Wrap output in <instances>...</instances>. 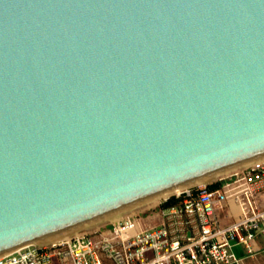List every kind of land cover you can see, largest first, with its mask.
<instances>
[{
    "label": "water",
    "instance_id": "obj_1",
    "mask_svg": "<svg viewBox=\"0 0 264 264\" xmlns=\"http://www.w3.org/2000/svg\"><path fill=\"white\" fill-rule=\"evenodd\" d=\"M264 159V0H0V257Z\"/></svg>",
    "mask_w": 264,
    "mask_h": 264
},
{
    "label": "built area",
    "instance_id": "obj_2",
    "mask_svg": "<svg viewBox=\"0 0 264 264\" xmlns=\"http://www.w3.org/2000/svg\"><path fill=\"white\" fill-rule=\"evenodd\" d=\"M263 192L264 159L164 198L146 217L28 244L0 257V264H241L233 246L253 252V240L264 237ZM227 209L236 218L224 224Z\"/></svg>",
    "mask_w": 264,
    "mask_h": 264
},
{
    "label": "crops",
    "instance_id": "obj_3",
    "mask_svg": "<svg viewBox=\"0 0 264 264\" xmlns=\"http://www.w3.org/2000/svg\"><path fill=\"white\" fill-rule=\"evenodd\" d=\"M259 203L264 207V192L259 196ZM235 211V205L231 206ZM232 209V210H233ZM223 217V223L229 224L235 220V212H231L228 209L221 212ZM253 252H248L247 247L242 244H235L233 246V252L236 257L240 259L241 264H264V237H258L253 240L251 244Z\"/></svg>",
    "mask_w": 264,
    "mask_h": 264
},
{
    "label": "rangeland",
    "instance_id": "obj_4",
    "mask_svg": "<svg viewBox=\"0 0 264 264\" xmlns=\"http://www.w3.org/2000/svg\"><path fill=\"white\" fill-rule=\"evenodd\" d=\"M212 181H213V180H212ZM209 182H210V181H209ZM163 200H164V198L161 199L157 204H155V205H153V206L137 208V209H135V210H132V211H130V212H127V213H125V214H122V215H120V216H117L118 218L115 217L114 219H113V218H112V219H109V220H107V221H104V222H102V223H99V224H97V225H94V226H92V227H89V228L84 229V230H82V231H79V232L73 233V235H75V234H77V233H83V232H96L97 230L102 229V228H104V227H106V226H109V225L113 224L114 222H116V221H118V220H121L122 218L128 217V216H130V215H134V214H135V215H138L139 217H146V216H148V215H151V214L157 212V210L159 209V205H160L161 201H163ZM117 219H118V220H117ZM71 235H72V234H71ZM73 235H72V236H73Z\"/></svg>",
    "mask_w": 264,
    "mask_h": 264
},
{
    "label": "bare ground",
    "instance_id": "obj_5",
    "mask_svg": "<svg viewBox=\"0 0 264 264\" xmlns=\"http://www.w3.org/2000/svg\"><path fill=\"white\" fill-rule=\"evenodd\" d=\"M229 173H230V172H229ZM229 173H226V174L221 175V176H219V177H216V178H214V179L208 180V181H206V182H209V181L216 180V179H218V178L224 177V176H226V175L229 174ZM206 182H203V183H206ZM203 183H201V184H203ZM198 185H199V184H198ZM178 193H179V192H178ZM178 193H175V194H178ZM173 195H174V194H173ZM170 196H171V195H170ZM168 197H169V196H168ZM165 198H167V197H165ZM160 200H161V199H160ZM160 200L155 201V202H153V203H150V204H148V205L142 206V207H150V206H153V205L157 204ZM117 218H118V217H117ZM113 219H114V218H113ZM117 220H118V219H117ZM72 235H73V234H72ZM72 235H68V236H65V237L59 238V239H57V240H54V241L48 242V243L58 242V241H60V240L66 239V238H68V237H70V236H72ZM31 244H36V243H31ZM45 244H47V243H45Z\"/></svg>",
    "mask_w": 264,
    "mask_h": 264
}]
</instances>
